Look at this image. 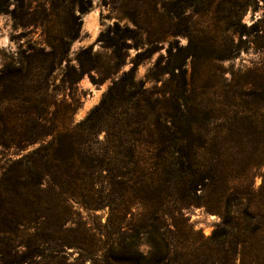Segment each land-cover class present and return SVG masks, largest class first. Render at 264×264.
Listing matches in <instances>:
<instances>
[{
  "label": "trees",
  "instance_id": "16d2710c",
  "mask_svg": "<svg viewBox=\"0 0 264 264\" xmlns=\"http://www.w3.org/2000/svg\"><path fill=\"white\" fill-rule=\"evenodd\" d=\"M171 1L176 18L198 6L197 0ZM92 2L0 0V13L11 14L23 27H48L52 16L65 18L57 29L60 34L49 38L52 50L39 52L52 57L53 68L80 37L82 21L75 9L84 14ZM127 8L133 18H146L151 44L165 36L182 35L189 39L188 46L177 43L170 48L166 62L158 59L149 72L148 79L155 82L169 74L161 88H147L145 81L137 80V66L154 49L139 53L131 69L113 82L100 104L79 123L73 122L76 109L70 104L52 118L30 111L0 116L1 125L19 123L14 136H4L7 130L0 129L1 144H39L15 161L0 181V205L8 217L0 220V235L14 234L17 226L29 222L51 256H59L66 247L93 255V245L78 236L77 213L69 204L74 200L88 209L109 207V226L116 225L111 222L114 216L118 224L127 220V231L119 227L108 230L105 255L115 264H207L196 256L217 249L209 245L211 241L223 244L233 236L244 244L248 238L264 236V185L261 196H255L247 175L253 161L242 169L235 160L248 149L254 153L264 144V124L260 120L264 106L257 104L264 102V96L226 95L219 104L230 106L231 111L219 117L215 104L191 90L184 68L185 58L192 56L190 52L199 40L193 25L157 28L154 0H133ZM113 46L115 58L123 66L122 46ZM35 53L31 55L33 60ZM86 57L93 60L89 48L79 53V70L70 68L65 83L76 84L92 70L83 62ZM20 65L0 74L5 102L22 103L18 99L25 98L24 92L34 82L38 65ZM11 89L17 95L13 99ZM218 118L224 123L214 126L213 119ZM190 207H205L222 216L210 238L190 222L185 214ZM69 233L75 234L67 236ZM143 244L148 251L141 249ZM44 250L34 248L37 254H44Z\"/></svg>",
  "mask_w": 264,
  "mask_h": 264
},
{
  "label": "rangeland",
  "instance_id": "374dc122",
  "mask_svg": "<svg viewBox=\"0 0 264 264\" xmlns=\"http://www.w3.org/2000/svg\"><path fill=\"white\" fill-rule=\"evenodd\" d=\"M154 1L158 10L155 16L157 28H167L173 24L193 25L199 40H196V49L190 52L192 56L185 58L184 68L191 81V90L215 104L214 109L219 117L231 111L230 106L222 102L219 104L226 95L263 93L264 96V0H197V8L187 11L181 18L173 16L171 0ZM132 3L133 0H93L88 12L81 14L75 9V15L80 16L79 21H82L80 37L69 45L70 51L65 59L53 68H50L52 57L39 52L42 49L45 52L52 50L48 44L49 38L60 34L57 29L65 18L52 16L48 27H23L14 21L11 14L0 13V74L7 68L20 67V64L26 67L29 62L39 67L34 82L23 94L25 98L18 99L22 103L5 102L6 90L0 85V116L30 111L34 115L37 113L52 118L55 114L59 115L66 104H70L76 109L73 122L79 123L100 104L113 82L124 71L131 69L136 56L149 48L154 51L137 66L136 78L145 81L147 88L156 85L161 88L169 74H163L160 81L155 82L148 79L149 72L158 59L166 62L170 48L176 47L177 43L186 48L189 39L182 35L165 36L151 44L146 31V18L143 15L133 18L127 12V7ZM114 43L122 46L123 66L115 58ZM85 48L92 50L93 60L86 57L83 62L92 70L86 72L76 84L65 83L64 77L70 68L79 70L78 56ZM34 51L38 52L35 53V60L31 57ZM220 55L228 58L221 60L218 58ZM10 96L12 99L17 96L14 89H11ZM257 104L264 106V102L258 101ZM260 111V120L264 124V109ZM213 123L214 126L222 125L224 120L213 119ZM18 124L10 126L1 125L0 122V129L7 130L4 136H14ZM104 136L105 132L100 134L101 138ZM37 147L39 144L22 147L0 142V181L15 161ZM235 160L242 169L253 161L247 175L253 184L254 195L260 197L264 185V144L254 153L248 149ZM69 204L77 213L74 219L79 223L78 236L93 245L95 254L88 255L79 248L66 247L59 256H51L44 250L46 246L42 240L35 236L36 230L32 224L25 222L14 229V234L0 235V264H108L107 260L109 264H115L105 255L108 230L119 227L127 231V220L118 224L114 216L111 222L116 225L109 226V207L93 210L74 200ZM185 214L206 238H210L223 221L220 214L210 212L205 207H190ZM5 218L8 217L4 216V206L0 205V220ZM74 225L68 224L71 227ZM239 243L240 240L233 236L223 244L211 241L209 245L217 249L196 257H202V262L206 261L207 264H264V236L248 238L244 244ZM35 247L45 253L37 254ZM141 249L148 251L149 248L143 244Z\"/></svg>",
  "mask_w": 264,
  "mask_h": 264
}]
</instances>
